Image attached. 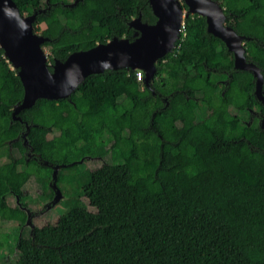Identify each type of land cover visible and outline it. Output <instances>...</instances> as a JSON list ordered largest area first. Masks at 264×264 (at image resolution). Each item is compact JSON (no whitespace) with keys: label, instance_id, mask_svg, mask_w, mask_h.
Segmentation results:
<instances>
[{"label":"trees","instance_id":"obj_1","mask_svg":"<svg viewBox=\"0 0 264 264\" xmlns=\"http://www.w3.org/2000/svg\"><path fill=\"white\" fill-rule=\"evenodd\" d=\"M14 1L23 15L36 14L34 32L49 38L43 45L53 64L115 37L138 39L134 18L157 20L149 0ZM229 1L226 22L245 36L247 59L264 75V0ZM182 6L184 30L149 82L135 68L107 69L69 98L38 99L19 119L13 111L24 87L0 46V168L7 162L38 180L40 197L52 200L57 189L79 199L43 227L51 242L14 238L20 264H264L256 77L236 68L205 16ZM17 141L26 145L21 156L12 151ZM84 146L126 171L82 175ZM11 192L0 171V199ZM18 195L21 205L0 206V219L21 229L30 196Z\"/></svg>","mask_w":264,"mask_h":264},{"label":"water","instance_id":"obj_2","mask_svg":"<svg viewBox=\"0 0 264 264\" xmlns=\"http://www.w3.org/2000/svg\"><path fill=\"white\" fill-rule=\"evenodd\" d=\"M155 23L134 18L130 25L140 37L130 41L113 38L107 42L72 52L64 61L50 65L43 50L49 39L34 32L36 14L23 15L14 0H0V46L5 56L19 68V77L24 87L22 101L13 111L14 119L26 108L32 107L40 98H69L90 74L103 73L120 67L142 69L145 81L156 73V63L170 52L178 39L186 12L206 17L208 29L226 43L234 54L236 68L252 70L256 77L255 94L264 105V75L256 63L247 59L245 36L239 34L226 22L225 8L218 0H149ZM52 66V70L50 69Z\"/></svg>","mask_w":264,"mask_h":264},{"label":"rangeland","instance_id":"obj_3","mask_svg":"<svg viewBox=\"0 0 264 264\" xmlns=\"http://www.w3.org/2000/svg\"><path fill=\"white\" fill-rule=\"evenodd\" d=\"M179 1L183 2V0ZM219 2L225 9L232 6L229 0H219ZM44 27L45 25L42 24L41 28ZM37 34H40V31H38ZM43 50L48 63L52 65L53 63H51L49 59L51 55L50 47L43 46ZM12 68H14V66H12ZM176 102H178V100H176ZM201 115L203 116V114ZM25 146L26 145L22 142L17 141L12 145V151L16 156H21L25 151ZM82 151L86 154L79 166L82 175H84L87 170H96L100 174L106 173L110 175L121 174L126 171L124 166L113 163L109 156L105 158H94L88 155L90 151L89 146H84ZM3 162L4 161L1 163ZM0 171L8 174L12 188L10 194L0 199V206L21 205L18 190L27 192L30 196V199H28L29 206L25 207L29 217L24 227L18 229L16 222L0 219V264H20L18 262L19 254L17 250H14L11 246L15 241L14 238L33 237L34 235H38L44 240L51 242L53 234H44L42 231L43 227L49 223L56 222L59 216L65 213L72 205L73 201L76 199V195L75 192L64 194L60 190L55 189L54 198L48 200L47 197H40L44 190L41 183L33 177L22 176L16 166L5 162L1 165ZM76 186L77 184L74 185V188H76ZM76 200L79 199L77 198Z\"/></svg>","mask_w":264,"mask_h":264},{"label":"built area","instance_id":"obj_4","mask_svg":"<svg viewBox=\"0 0 264 264\" xmlns=\"http://www.w3.org/2000/svg\"><path fill=\"white\" fill-rule=\"evenodd\" d=\"M183 30H184V20H183V24H182V27H181V32H183ZM137 79L139 80V81H142L143 79H144V70H142V69H137Z\"/></svg>","mask_w":264,"mask_h":264}]
</instances>
